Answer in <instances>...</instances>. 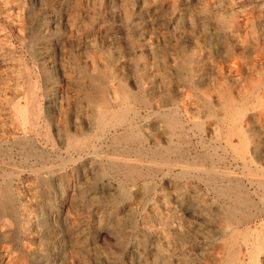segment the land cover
<instances>
[{"label": "rangeland", "instance_id": "obj_1", "mask_svg": "<svg viewBox=\"0 0 264 264\" xmlns=\"http://www.w3.org/2000/svg\"><path fill=\"white\" fill-rule=\"evenodd\" d=\"M263 182L264 0H0V264H264Z\"/></svg>", "mask_w": 264, "mask_h": 264}, {"label": "bare ground", "instance_id": "obj_2", "mask_svg": "<svg viewBox=\"0 0 264 264\" xmlns=\"http://www.w3.org/2000/svg\"><path fill=\"white\" fill-rule=\"evenodd\" d=\"M99 85V84H98ZM98 88V87H97ZM124 88V87H123ZM99 89V88H98ZM125 89V88H124ZM102 90V89H101ZM125 91V90H124ZM130 97V96H129ZM109 110H110V108H109ZM119 111H121V110H119ZM123 111V110H122ZM216 111V110H215ZM117 113H121V112H118L117 111ZM116 113V114H117ZM125 113V112H124ZM115 115V114H114ZM113 115V116H114ZM119 116V115H118ZM115 117V116H114ZM121 117H124V114H123V116L121 115ZM126 118H127V116H126ZM42 119H43V117H42ZM111 119V118H110ZM115 119H116V117H115ZM125 119V118H124ZM129 119V118H128ZM230 119V118H229ZM101 120V119H100ZM112 120V119H111ZM121 120H123V119H121ZM127 120V119H126ZM170 120V119H169ZM118 121V120H117ZM235 121V120H234ZM104 122V121H103ZM108 122V121H107ZM110 122V121H109ZM112 122V121H111ZM131 122V121H130ZM135 122V121H134ZM133 122V123H134ZM170 122V121H169ZM99 123V122H98ZM136 123V122H135ZM117 124V123H116ZM172 124V123H171ZM187 124V123H186ZM98 125V124H97ZM107 125H108V123H107ZM113 125V124H112ZM125 125V124H124ZM128 125V124H127ZM110 126H111V124H110ZM171 126V125H170ZM43 127V126H42ZM100 127V126H99ZM131 127V126H130ZM133 127H137V125H135L134 126V124H133ZM107 128V127H106ZM105 128V129H106ZM113 128H114V126H113ZM99 129H101V128H99ZM132 129V128H131ZM137 129H138V127H137ZM115 130H116V128H115ZM194 130V129H193ZM106 131V130H105ZM104 131V132H105ZM107 131H109L108 129H107ZM99 133V132H98ZM108 133V132H107ZM122 133V132H121ZM130 133V132H129ZM104 134V133H103ZM113 134V133H112ZM118 134V133H117ZM131 134V133H130ZM129 134V135H130ZM99 135V134H98ZM106 135V134H105ZM134 137V136H133ZM136 138V137H135ZM134 138V139H135ZM143 138V137H142ZM73 141V140H72ZM134 141V140H133ZM75 143V142H74ZM73 143V144H74ZM84 143H85V141H84ZM87 143V142H86ZM228 144H230V143H228ZM69 145V144H68ZM71 145V144H70ZM80 145V144H79ZM82 145V144H81ZM93 145V144H92ZM121 147V146H120ZM75 148H76V146H75ZM234 148V147H233ZM77 149L79 150L80 148H78L77 147ZM83 149L85 150V148H84V146H83ZM149 149V148H148ZM75 150V149H74ZM80 151V150H79ZM154 152V151H153ZM156 153V152H155ZM154 154V153H153ZM81 158V157H80ZM79 160V159H78ZM124 160V159H123ZM180 161V160H179ZM78 162V161H77ZM195 163V162H194ZM124 164H126V163H124ZM164 164V163H163ZM162 164V165H163ZM165 164H166V162H165ZM128 165V164H127ZM171 165V164H170ZM170 165L169 166H167V167H170ZM248 165V164H247ZM173 166V165H172ZM180 167H182L181 165H180ZM124 168H125V166H124ZM173 168V167H172ZM184 168V167H183ZM170 169V168H169ZM184 170V169H183ZM38 171V170H37ZM129 171H131V170H129ZM181 171H182V169H181ZM207 171H210V169L209 170H207ZM149 172V171H148ZM184 172V171H183ZM182 173V172H181ZM209 172H207V174H208ZM132 174V173H131ZM151 174V173H150ZM222 175V174H221ZM231 175V174H230ZM237 175V174H236ZM181 176V175H180ZM209 176V175H208ZM240 176V175H239ZM140 177V176H139ZM248 177V176H247ZM252 182V181H251ZM259 182V181H258ZM264 183V182H263ZM216 184V183H215ZM221 184V183H220ZM256 185V184H255ZM219 186V185H218ZM262 187H264V186H262ZM226 189L228 188V186L227 187H225ZM261 188V187H260ZM259 189V188H258ZM263 188H261V190H262ZM1 190H2V188H1ZM225 189H223V191H224ZM11 191V190H10ZM264 191V190H263ZM5 192V191H4ZM7 194H9L8 192H7ZM4 195V194H3ZM6 197V196H5ZM13 197V196H12ZM7 198V197H6ZM5 199V198H4ZM8 199H10V197L8 198ZM4 202H6V201H4ZM4 208H6V206L4 207ZM9 208H10V206H9ZM3 209V208H2ZM14 210V209H13ZM11 211H12V209H11ZM230 212V211H229ZM229 214V213H228ZM245 216V215H244ZM232 218V217H231ZM240 218V217H239ZM233 219H234V217H233ZM244 221V220H243ZM232 222V221H231ZM242 222V221H241ZM239 223H240V221H239ZM247 223V222H246ZM243 224V223H242ZM242 224H241V226H242ZM243 225H245V224H243ZM236 227V226H235ZM237 228V227H236ZM239 230V229H238ZM230 234V233H229ZM226 237V236H225ZM257 237V236H256ZM247 239H248V237H247ZM247 239L245 240V241H247ZM249 240V239H248ZM242 241V240H241ZM244 241V240H243ZM256 242V241H255ZM242 243V242H241ZM251 243V242H250ZM237 245V244H236ZM258 246V245H257ZM247 247V246H246ZM261 247V246H260ZM250 248V247H249ZM226 249V248H225ZM228 249V248H227ZM251 249V248H250ZM249 249V250H250ZM233 250H235V248L233 249ZM237 250H238V248H237ZM240 250V249H239ZM248 251V250H247ZM231 252H232V250H231ZM235 252V251H234ZM226 254V253H225ZM247 254V253H246ZM236 256H237V254H236ZM243 256V255H242ZM231 257H232V255H231ZM230 257V258H231ZM223 258H225V257H223ZM231 261V260H230ZM224 263V262H223ZM228 263V262H227ZM226 264V263H225ZM244 264V263H243Z\"/></svg>", "mask_w": 264, "mask_h": 264}]
</instances>
